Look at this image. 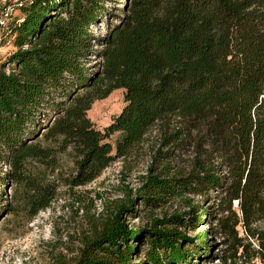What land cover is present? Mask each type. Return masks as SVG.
<instances>
[{"label": "trees", "instance_id": "16d2710c", "mask_svg": "<svg viewBox=\"0 0 264 264\" xmlns=\"http://www.w3.org/2000/svg\"><path fill=\"white\" fill-rule=\"evenodd\" d=\"M109 1L32 0L0 31L13 48L0 62V220L13 212L8 184L33 218L58 181L87 186L120 161L124 179L144 166L139 186L69 264H132L139 242L143 264H190L210 256L211 233L219 264H264V0ZM118 89L125 107L100 130L88 113Z\"/></svg>", "mask_w": 264, "mask_h": 264}, {"label": "rangeland", "instance_id": "374dc122", "mask_svg": "<svg viewBox=\"0 0 264 264\" xmlns=\"http://www.w3.org/2000/svg\"><path fill=\"white\" fill-rule=\"evenodd\" d=\"M127 0H110L109 7H123ZM5 0H0V5ZM19 14V12H17ZM111 22V19H110ZM117 22V19H112ZM108 30V20L103 19L100 24L92 27L96 36H103ZM0 47V62L3 56L11 52V46H5L2 41ZM94 62V61H93ZM125 107V92L122 89L114 91L108 98L97 101L89 111V118L95 126L104 130L108 127ZM118 136H113L114 144ZM63 177L68 176L73 169V159L63 155L59 160ZM144 170L122 176V163L114 162L95 182L74 189L58 181L59 190L51 207L31 217L25 204L26 195L22 190L16 191L15 185L8 184L6 188L7 203L12 213L0 220V264H69L79 253L83 236L89 234L90 228L97 224L102 216L110 209L115 201L124 199L128 190H135L139 186L138 176ZM16 192L17 195H16ZM174 209L168 208L167 212ZM160 210L141 212L139 218H129L134 228H144L151 223L154 215L159 216ZM209 230V225L203 224L193 229L187 227L182 232L195 238L200 232ZM210 256L193 257L190 264H219L218 254L223 245L219 236L214 233L207 238ZM147 244L140 242L132 257V264H143ZM256 264H261L259 261Z\"/></svg>", "mask_w": 264, "mask_h": 264}, {"label": "built area", "instance_id": "2783aa9c", "mask_svg": "<svg viewBox=\"0 0 264 264\" xmlns=\"http://www.w3.org/2000/svg\"><path fill=\"white\" fill-rule=\"evenodd\" d=\"M32 0H5L3 7L0 9V31L3 30L11 18L19 11V9ZM0 37V42H1Z\"/></svg>", "mask_w": 264, "mask_h": 264}]
</instances>
